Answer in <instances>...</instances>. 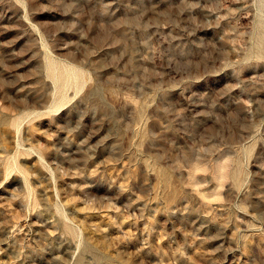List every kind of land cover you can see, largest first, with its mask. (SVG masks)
I'll return each mask as SVG.
<instances>
[{
    "label": "rangeland",
    "instance_id": "obj_1",
    "mask_svg": "<svg viewBox=\"0 0 264 264\" xmlns=\"http://www.w3.org/2000/svg\"><path fill=\"white\" fill-rule=\"evenodd\" d=\"M0 264H264V0H0Z\"/></svg>",
    "mask_w": 264,
    "mask_h": 264
},
{
    "label": "bare ground",
    "instance_id": "obj_2",
    "mask_svg": "<svg viewBox=\"0 0 264 264\" xmlns=\"http://www.w3.org/2000/svg\"><path fill=\"white\" fill-rule=\"evenodd\" d=\"M74 73L68 72V76H74ZM74 78V77H73ZM65 99V98H64Z\"/></svg>",
    "mask_w": 264,
    "mask_h": 264
}]
</instances>
